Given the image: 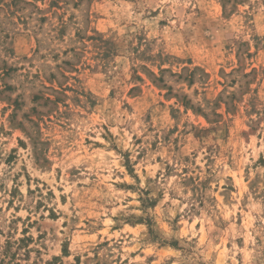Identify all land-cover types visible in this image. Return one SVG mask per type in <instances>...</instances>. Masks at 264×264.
Instances as JSON below:
<instances>
[{
	"label": "rangeland",
	"instance_id": "obj_1",
	"mask_svg": "<svg viewBox=\"0 0 264 264\" xmlns=\"http://www.w3.org/2000/svg\"><path fill=\"white\" fill-rule=\"evenodd\" d=\"M0 264H264V0H0Z\"/></svg>",
	"mask_w": 264,
	"mask_h": 264
}]
</instances>
